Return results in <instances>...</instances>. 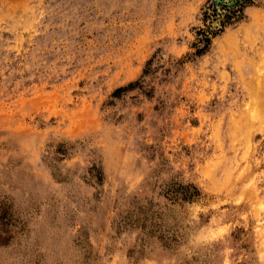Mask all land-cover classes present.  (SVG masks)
<instances>
[{"label": "rangeland", "instance_id": "obj_1", "mask_svg": "<svg viewBox=\"0 0 264 264\" xmlns=\"http://www.w3.org/2000/svg\"><path fill=\"white\" fill-rule=\"evenodd\" d=\"M208 2L0 0V264H264V0L191 57Z\"/></svg>", "mask_w": 264, "mask_h": 264}, {"label": "trees", "instance_id": "obj_2", "mask_svg": "<svg viewBox=\"0 0 264 264\" xmlns=\"http://www.w3.org/2000/svg\"><path fill=\"white\" fill-rule=\"evenodd\" d=\"M260 1L261 0H209L202 18L205 26L196 31V42L193 43L194 52L191 54V57L203 55L208 50L213 37L222 32L226 26L238 22L243 17L244 10L247 7L256 5ZM213 21L217 23L216 26H213ZM149 61L146 62L147 65L150 64ZM133 85V83H130L126 87L118 88L115 94H120L132 88ZM9 210V206L5 204L0 205V245H7L13 237V230L10 229L12 217Z\"/></svg>", "mask_w": 264, "mask_h": 264}, {"label": "bare ground", "instance_id": "obj_3", "mask_svg": "<svg viewBox=\"0 0 264 264\" xmlns=\"http://www.w3.org/2000/svg\"><path fill=\"white\" fill-rule=\"evenodd\" d=\"M253 16V15H252Z\"/></svg>", "mask_w": 264, "mask_h": 264}]
</instances>
